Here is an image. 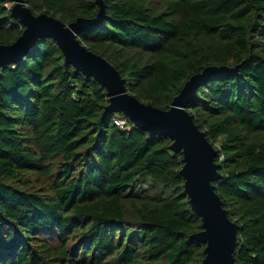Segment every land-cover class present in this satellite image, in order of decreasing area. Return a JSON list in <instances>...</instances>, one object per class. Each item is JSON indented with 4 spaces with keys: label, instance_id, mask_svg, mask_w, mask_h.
<instances>
[{
    "label": "trees",
    "instance_id": "16d2710c",
    "mask_svg": "<svg viewBox=\"0 0 264 264\" xmlns=\"http://www.w3.org/2000/svg\"><path fill=\"white\" fill-rule=\"evenodd\" d=\"M0 0V44L24 25ZM68 24L96 0H23ZM78 30L138 100L167 110L211 73L185 109L216 150L212 181L236 224V264H264V0H102ZM38 38L0 66V264H202V230L181 151L121 110L106 88ZM115 118L125 120L122 127Z\"/></svg>",
    "mask_w": 264,
    "mask_h": 264
},
{
    "label": "water",
    "instance_id": "95a60500",
    "mask_svg": "<svg viewBox=\"0 0 264 264\" xmlns=\"http://www.w3.org/2000/svg\"><path fill=\"white\" fill-rule=\"evenodd\" d=\"M99 11L94 18L78 17L68 24L46 14H34L23 2L14 0L11 15L24 25L21 35L10 44H0V66L21 59L38 38L50 37L61 48L65 63L72 64L87 76L93 77L106 88L109 111L121 110L138 127L150 134H164L173 139L170 147L181 151L184 191L194 212L201 218L202 230L194 237L205 243L202 264H236L233 251L236 245V224L226 210L212 181L220 177L214 158L216 150L205 134L194 123L185 109L187 101L195 95L211 73L233 70L226 66H207L185 81L180 92L173 97L170 107L163 110L138 100L131 94L115 67L102 56L87 49L79 40V29L99 22L104 14L102 0H96Z\"/></svg>",
    "mask_w": 264,
    "mask_h": 264
},
{
    "label": "built area",
    "instance_id": "2783aa9c",
    "mask_svg": "<svg viewBox=\"0 0 264 264\" xmlns=\"http://www.w3.org/2000/svg\"><path fill=\"white\" fill-rule=\"evenodd\" d=\"M114 123L117 124L118 126L122 127L123 125H125V120L121 119V118H115Z\"/></svg>",
    "mask_w": 264,
    "mask_h": 264
},
{
    "label": "rangeland",
    "instance_id": "374dc122",
    "mask_svg": "<svg viewBox=\"0 0 264 264\" xmlns=\"http://www.w3.org/2000/svg\"><path fill=\"white\" fill-rule=\"evenodd\" d=\"M7 5L8 6H12L13 5V2H8Z\"/></svg>",
    "mask_w": 264,
    "mask_h": 264
}]
</instances>
